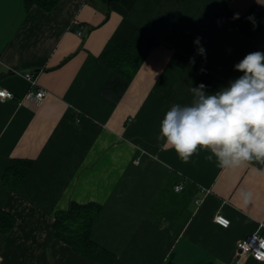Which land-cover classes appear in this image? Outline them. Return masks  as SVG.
<instances>
[{"label":"crops","instance_id":"crops-1","mask_svg":"<svg viewBox=\"0 0 264 264\" xmlns=\"http://www.w3.org/2000/svg\"><path fill=\"white\" fill-rule=\"evenodd\" d=\"M228 8L264 12V0ZM223 10L224 0H61L51 12L0 0V89L15 96L0 101V211L16 219L0 233V264H98L55 237V215L71 203L101 206L92 239L113 264H264L237 255L240 241L264 238V162L222 170L201 150L184 163L157 139L170 107L191 104L190 86L210 76L205 91H221L243 75L234 66L247 54L264 52V24L251 36ZM151 25L199 37L207 57L159 45L114 102L103 94L111 71L99 57ZM26 72L49 93L40 105L25 98ZM15 159L33 166L13 192L2 180ZM241 188L255 194L251 203Z\"/></svg>","mask_w":264,"mask_h":264},{"label":"clouds","instance_id":"clouds-1","mask_svg":"<svg viewBox=\"0 0 264 264\" xmlns=\"http://www.w3.org/2000/svg\"><path fill=\"white\" fill-rule=\"evenodd\" d=\"M199 42L197 37L194 43ZM198 52L203 55L204 49ZM234 68L243 75L228 87L209 94L204 84L190 86L191 104H173L161 120L157 139L182 162L201 150L208 151V160L215 158L222 170L264 162V52L247 54ZM240 197L247 205L255 194L241 188Z\"/></svg>","mask_w":264,"mask_h":264},{"label":"trees","instance_id":"trees-1","mask_svg":"<svg viewBox=\"0 0 264 264\" xmlns=\"http://www.w3.org/2000/svg\"><path fill=\"white\" fill-rule=\"evenodd\" d=\"M29 10L38 6L51 12L61 0H22ZM230 0H224L223 17L242 31L256 36L264 24V12L252 8L244 16L229 10ZM238 17V18H237ZM196 39L184 33L176 26H148L136 31L126 45L109 43L99 57L100 63L111 71V77L103 89V94L114 102H119L150 52L159 45L177 48L193 58L203 61L207 57L206 48ZM202 47L204 54L198 49ZM212 78L208 76L203 82L206 87ZM220 91V87L218 88ZM30 160H13L3 176V184L16 192L31 171ZM102 208L95 203L80 205L71 203L67 210L55 215L53 229L55 237L68 245L74 253L98 264H113L115 258L111 253L97 245L92 239V230ZM16 225V219L9 213L0 211V233L9 234Z\"/></svg>","mask_w":264,"mask_h":264},{"label":"built area","instance_id":"built-area-1","mask_svg":"<svg viewBox=\"0 0 264 264\" xmlns=\"http://www.w3.org/2000/svg\"><path fill=\"white\" fill-rule=\"evenodd\" d=\"M78 33L81 35V32L78 31ZM24 77L30 85V91L27 93L25 98L36 105H40L49 95L48 91L39 85L36 73L26 72L24 73ZM14 98L15 96L10 91L0 89V101L13 100ZM182 190V185L175 187L176 192H180ZM214 221L223 228H228L230 226V221L222 215L216 216ZM244 254L251 255L255 261L264 262V238L254 234L240 241L237 244V255L240 256Z\"/></svg>","mask_w":264,"mask_h":264}]
</instances>
